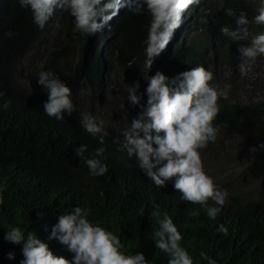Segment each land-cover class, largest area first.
Returning <instances> with one entry per match:
<instances>
[{"label":"trees","instance_id":"16d2710c","mask_svg":"<svg viewBox=\"0 0 264 264\" xmlns=\"http://www.w3.org/2000/svg\"><path fill=\"white\" fill-rule=\"evenodd\" d=\"M258 5L259 0H224L221 8L218 0H213L195 6L186 17L193 16L189 29L147 70L144 49L150 17L146 11L136 15L128 10L113 25L112 63L99 60V53L92 52L95 41L90 43V37L84 45L86 36L73 30L74 18L68 12L57 8L41 30L18 0H0V264H21L24 259L23 245L4 239L11 227H19L25 238L34 233L54 255L72 260L74 254L67 246L49 236L59 216L76 206L88 208L91 222L116 234L125 254L141 252L148 264H168L167 255L155 248L152 239L158 224L151 213L157 205L161 218L167 213L182 233V246L196 264H207L199 257L201 251L216 264H264V148L260 147L264 145V92L256 101L220 106L214 122L221 126L216 146L224 153L229 175L223 184L216 183L228 195L215 220L208 218L207 206L184 201L174 184L170 189H166L169 183L157 187L139 168L137 157L121 150L123 133L138 118L141 105L146 106L148 78L157 71L173 78L203 66L213 73V85L217 82L213 58L233 69L241 62L240 44L248 43L234 42L221 33L223 26L236 28L235 18L226 15L225 9H233L237 16L243 10L252 19ZM202 18L206 22L202 23ZM262 30L255 25V33ZM39 46L44 57L30 74L27 86L19 63L23 56L35 54ZM114 65L119 67L124 86L118 96L97 76L110 72ZM41 71L53 72L71 89L75 111L72 115L65 112L64 120L49 117L43 110L48 93L38 83ZM136 84V94L143 95L141 104L133 106L128 88ZM105 92L119 101L121 110L116 104L107 110V134L101 144L99 137L84 130L80 119L81 113H91L95 105L104 103ZM80 145H87V150L77 157L75 149ZM101 147L105 151L97 157L96 150ZM253 147L255 153L250 151ZM91 158L100 159L108 171L92 175L85 162ZM240 158L243 161L234 173L230 164ZM249 182L254 187H248ZM208 206L221 207L212 200ZM220 224L228 229L227 235L216 231ZM10 252L14 259L8 258Z\"/></svg>","mask_w":264,"mask_h":264},{"label":"clouds","instance_id":"9594fccd","mask_svg":"<svg viewBox=\"0 0 264 264\" xmlns=\"http://www.w3.org/2000/svg\"><path fill=\"white\" fill-rule=\"evenodd\" d=\"M209 1L213 0H18L22 8L31 12L33 23L41 30L57 8L68 12L74 18L73 30L86 36L84 45L89 41L87 37H90V43L95 41L92 52L97 51L101 61H106V53L110 55L114 41L112 27L118 19H123L128 10L136 15H143L146 11L150 17L144 49L147 70L168 45L175 39L179 40L189 29L193 16L186 17L192 8ZM218 3L223 8L224 0H218ZM225 12L235 18L236 28L223 26L221 33L234 42L248 41L238 48L241 56L238 70L244 78L257 59L264 57V30L255 33V25L264 29V0H259L257 9L253 11L254 17L249 18L251 21L243 10L238 16L231 8L225 9ZM203 22L206 21L202 18ZM12 35L9 31L8 36ZM213 78V73L203 66L193 67L173 78L157 71L148 78L146 106L141 105L138 118L133 119L130 128L123 133L121 146L129 157H137L139 168L157 187L169 183L166 189H170L169 185L174 184V189L184 201L196 207L207 206V216L211 220H215L222 211L228 194L204 170L200 150L217 140L221 126L214 122L221 105L252 102L229 99L231 85H226L224 89L219 85L213 86L210 84ZM38 83L48 93V99L43 103L47 116L59 121L64 120L65 112L72 115L75 111L72 92L64 82L51 71H41ZM138 88L139 84L128 88V100L133 106L141 104L143 94H136ZM219 100L221 102L218 103ZM80 124L88 134L99 137V143H104L107 133L103 120L85 112L81 113ZM260 147L264 148V145ZM256 149L253 147L250 151L255 153ZM86 150L87 145H80L75 149V154L82 157ZM104 151L103 147L98 148L96 156H102ZM85 162L92 175L102 176L108 171L100 159L91 158ZM209 200L221 207L208 206ZM158 207L151 213L158 224L152 237L155 248L167 255L168 264H196L182 246V233L172 218L167 213L161 218ZM90 215L88 208L76 206L70 213L60 215L58 223L51 229L49 239H57L67 246L74 254L72 260L54 255L48 244L34 233H29L25 238L19 227H11L4 239L23 245L24 259L21 264H148L141 252L125 254L121 251L124 245L120 238L100 226L99 222H91L88 219ZM216 231L227 235L228 229L220 224ZM199 257L207 264H216L206 252L201 251ZM8 258L14 259L15 254L10 252Z\"/></svg>","mask_w":264,"mask_h":264},{"label":"rangeland","instance_id":"374dc122","mask_svg":"<svg viewBox=\"0 0 264 264\" xmlns=\"http://www.w3.org/2000/svg\"><path fill=\"white\" fill-rule=\"evenodd\" d=\"M51 30V29H50ZM42 46H39L38 50L35 54H27L23 56L19 63V69L21 72V78L25 85H29V77L30 74L33 73V70L41 64L42 59L44 57ZM104 59L107 62H112V58L109 54L104 55ZM241 62H239L240 64ZM238 64V65H239ZM238 65L231 69L227 66V64L222 63L221 60L217 57L213 58V69L215 73L216 83L213 86L219 85L221 89L229 84L231 85L229 99L237 100L238 102H248L255 101L262 97L264 92V57H260L257 59L252 69L249 71L248 75L244 78L241 77ZM99 79H103L109 87L114 90L116 96H118L119 91H124L123 81L121 79V73L119 67L115 65L113 66L110 72H105L103 75H97ZM231 80V83L229 82ZM120 84V88H119ZM111 96L105 92L104 99L102 104L95 105L93 111L89 114L97 117L99 115L98 120H103L104 125H107L106 112L113 104H116L119 112L121 110V106L119 101H115ZM218 143H209L205 149L200 150V154L204 164V170L208 175H210L215 183H224L227 181V176L229 173L226 170V167L223 164L224 161V153L220 147H217ZM216 146V147H215ZM208 149L209 152H205ZM243 161V158L238 159V162L235 164H230L229 169L232 172H237L239 163ZM253 182H249L248 186L252 187Z\"/></svg>","mask_w":264,"mask_h":264}]
</instances>
